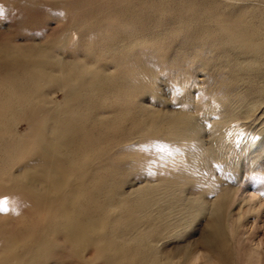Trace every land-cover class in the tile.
Instances as JSON below:
<instances>
[{"label":"rangeland","instance_id":"374dc122","mask_svg":"<svg viewBox=\"0 0 264 264\" xmlns=\"http://www.w3.org/2000/svg\"><path fill=\"white\" fill-rule=\"evenodd\" d=\"M0 62L21 151L0 170V264L38 248L18 185L50 142V169L76 172L71 217L114 242L157 264H217L223 240L230 264H264V0H0ZM59 241L45 264L114 263H78Z\"/></svg>","mask_w":264,"mask_h":264},{"label":"bare ground","instance_id":"6f19581e","mask_svg":"<svg viewBox=\"0 0 264 264\" xmlns=\"http://www.w3.org/2000/svg\"><path fill=\"white\" fill-rule=\"evenodd\" d=\"M16 96L17 95L14 94L13 92H10L9 94L7 93L6 99L0 102V108L1 107L5 108L0 110V157L3 156L2 159L0 158V170H5V168L10 167L12 163H14L15 159L17 157H20L21 155L20 142L18 139L14 140L18 137L17 135H15L17 133L16 132L13 133L12 131L13 129H11V131L10 129L8 130L7 125L4 122H2V120H6L9 116L15 115L13 111L8 109V107L6 108V105L9 103H13V100L16 101L18 99ZM15 97L17 99H15ZM32 108L33 107L30 106V108L27 109V111L25 108L21 109V111L23 112L22 116H25L24 118H27L28 122L32 124L31 132L33 133V136L35 135V133H36L35 136H38L40 133L39 130L36 129V124H39L38 116L36 115V113L34 114L33 112H29V111H33ZM68 133L71 134L72 131L69 130ZM60 139L65 140L63 138ZM50 143L41 145L40 151L44 156L43 159L44 161L40 165L36 166L38 167L36 170H33L30 173H28V184L27 185L24 184L25 186L24 185L20 186L18 184H15L20 187L21 191L24 190V188L26 189L25 193H22L24 195L23 198L30 200L31 207L29 208L30 209L29 213L31 215L35 214V220H36L35 235H37L36 242L38 241L37 242L38 248H36L32 252V254L29 255L27 261L26 260L24 261H26L27 264H45L46 257L49 254L55 252L56 249L55 245L57 240L58 241L61 240V244H63L62 245L63 247L69 246V248L72 249L73 246L76 248V251L73 250V252L70 253H72L73 257L76 260H78L76 261L78 263L84 260L83 257L86 251L88 252L92 251V255L95 259L101 258L103 256L106 257L110 256V258H112L111 260L114 262L113 264H157V261L149 260L150 256H148V253L152 255L153 254L152 251L148 252L147 254L144 251H143L144 253L141 251L135 252L131 248L128 249V246L125 247V245L121 244V242L120 244L118 242H114L111 239V237L104 234L105 232L102 234L100 232L101 229L98 226L99 220H92L90 217H85V215H83L82 211L80 212V210L77 213V217H76L77 219L71 217L72 212L66 209L64 203L68 200L71 202L72 201L75 202V199L73 195H71V193L68 192L66 194L67 187H65V184H67L66 182H68L70 176L76 175V172L69 169L68 167H67L68 170H65L66 169L65 167L62 173L61 172L57 173L55 171L56 169L54 170L50 169L48 164H52V163L56 168H60V163L57 159V155H58L57 152L61 149V147L60 149L57 148L55 143L51 145ZM48 182H50L51 184H48ZM5 190L9 193H14L13 191L14 189L8 188ZM50 190H52V192ZM74 204L77 205L76 202ZM72 207L70 206V208ZM116 226L115 228H113L114 230L112 232L113 234L117 233L120 235L121 232H124V234L127 232L129 234L131 229L125 227L123 228L122 223L120 222ZM116 229H119L120 231L119 230L116 231ZM122 237H127V236L122 235ZM147 238H148L147 235L142 236L140 238V247H145L146 244L149 245L148 243L149 241ZM222 241H220L218 244L215 245L219 255L217 264H230L228 247ZM195 262L197 263V261Z\"/></svg>","mask_w":264,"mask_h":264},{"label":"snow or ice","instance_id":"6c2138e0","mask_svg":"<svg viewBox=\"0 0 264 264\" xmlns=\"http://www.w3.org/2000/svg\"><path fill=\"white\" fill-rule=\"evenodd\" d=\"M7 199L0 200V211H7Z\"/></svg>","mask_w":264,"mask_h":264}]
</instances>
